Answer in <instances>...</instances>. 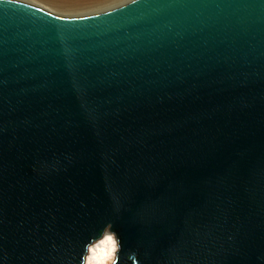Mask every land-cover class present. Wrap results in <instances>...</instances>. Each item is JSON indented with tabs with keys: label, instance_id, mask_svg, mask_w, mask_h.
Returning <instances> with one entry per match:
<instances>
[{
	"label": "water",
	"instance_id": "obj_1",
	"mask_svg": "<svg viewBox=\"0 0 264 264\" xmlns=\"http://www.w3.org/2000/svg\"><path fill=\"white\" fill-rule=\"evenodd\" d=\"M264 264V0H0V264Z\"/></svg>",
	"mask_w": 264,
	"mask_h": 264
},
{
	"label": "clouds",
	"instance_id": "obj_2",
	"mask_svg": "<svg viewBox=\"0 0 264 264\" xmlns=\"http://www.w3.org/2000/svg\"><path fill=\"white\" fill-rule=\"evenodd\" d=\"M113 225L108 224L101 231L99 237H91L84 245V252L79 264H120L123 249L119 234L112 230ZM136 254L130 253L128 259L132 264H139Z\"/></svg>",
	"mask_w": 264,
	"mask_h": 264
},
{
	"label": "rangeland",
	"instance_id": "obj_3",
	"mask_svg": "<svg viewBox=\"0 0 264 264\" xmlns=\"http://www.w3.org/2000/svg\"><path fill=\"white\" fill-rule=\"evenodd\" d=\"M22 1L30 2L38 6L44 7L59 15L71 16V14L80 11H91V14H94V12L97 13L102 12L103 10L105 11V9L108 10L110 7H112V6L105 7L106 5H108L107 3H114L112 5L115 7L124 4L130 0H22ZM49 2L59 5L60 6L59 8L61 10H57L56 8H54L55 6H53V4Z\"/></svg>",
	"mask_w": 264,
	"mask_h": 264
},
{
	"label": "bare ground",
	"instance_id": "obj_4",
	"mask_svg": "<svg viewBox=\"0 0 264 264\" xmlns=\"http://www.w3.org/2000/svg\"><path fill=\"white\" fill-rule=\"evenodd\" d=\"M116 2H118V1H116ZM49 3H51V2H49ZM51 4H53V6H55L54 8H56L57 10H61L59 7V5H56V4H54V3H51ZM108 5H106L105 7H107V6H112V7H110V8H113L114 6L112 5V4H114V3H107ZM97 5H99V4H97ZM94 6H96V5H94ZM116 7V6H115ZM109 8V9H110ZM68 10H70V9H68ZM96 10V9H95ZM106 10V9H105ZM104 11V10H103ZM94 13H97V12H94ZM88 14H91V11H80V12H75V13H73V14H71V16H81V15H88ZM70 16V15H69Z\"/></svg>",
	"mask_w": 264,
	"mask_h": 264
}]
</instances>
